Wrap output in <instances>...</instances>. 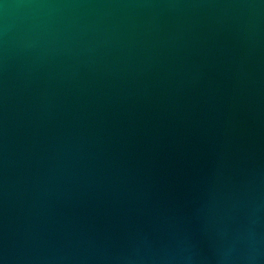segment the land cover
<instances>
[{
  "label": "water",
  "instance_id": "water-1",
  "mask_svg": "<svg viewBox=\"0 0 264 264\" xmlns=\"http://www.w3.org/2000/svg\"><path fill=\"white\" fill-rule=\"evenodd\" d=\"M0 264H264V0H0Z\"/></svg>",
  "mask_w": 264,
  "mask_h": 264
}]
</instances>
